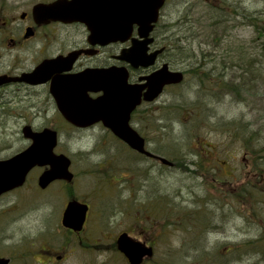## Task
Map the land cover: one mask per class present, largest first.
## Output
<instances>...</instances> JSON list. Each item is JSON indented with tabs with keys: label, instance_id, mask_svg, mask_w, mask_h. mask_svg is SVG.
I'll list each match as a JSON object with an SVG mask.
<instances>
[{
	"label": "rangeland",
	"instance_id": "1",
	"mask_svg": "<svg viewBox=\"0 0 264 264\" xmlns=\"http://www.w3.org/2000/svg\"><path fill=\"white\" fill-rule=\"evenodd\" d=\"M236 1L264 12V0ZM160 24L158 35L169 33L174 44L193 54L177 65L189 70L194 64L197 73L186 72L182 85L167 90L132 123L147 140L150 158L137 156L100 126L63 132L59 147L72 159L74 178L41 189L38 177L45 170L36 168L25 186L0 199V257L11 264H130L117 248L119 235L128 232L154 247L142 264H264V204L254 203L249 191L237 194L254 181L252 140L240 141L214 123L264 127V33L241 17L213 35L205 0H171ZM209 60L214 61L208 67L218 72L224 65L226 79L242 86L229 94L207 90L209 79L201 82L197 64ZM7 124L0 121V141L14 133V148L21 147L15 135L20 124ZM220 175L227 183L212 184ZM71 199L89 205L80 235L62 226ZM246 252L253 255L246 258ZM57 255L66 258L56 263Z\"/></svg>",
	"mask_w": 264,
	"mask_h": 264
},
{
	"label": "flooded vegetation",
	"instance_id": "2",
	"mask_svg": "<svg viewBox=\"0 0 264 264\" xmlns=\"http://www.w3.org/2000/svg\"><path fill=\"white\" fill-rule=\"evenodd\" d=\"M71 1L0 0V121L7 120V127L13 121H18L20 127L15 135L20 136L23 142L21 147L14 148L16 143L13 140L14 133L6 134L5 141H0V161L10 159L29 148L33 144L31 133H42L49 130V135L54 136L56 141L53 152L58 155L63 153L59 147L63 132H81L100 126L115 136L109 128L103 125L102 121L89 127H80L70 122L65 115V112H70L66 105L83 91L82 88H78V75L89 69L115 67L124 73L127 70L128 83L136 85L134 88H141L143 98L147 91V87H142V84L146 83V77L159 70L164 64H168L171 70H182L186 74L185 70L175 68L170 64L172 52H169L168 41L164 36L157 34V26L151 34L154 40L150 44L148 52L151 53L163 47L165 49L158 54L153 65L135 67L119 56L132 45L133 37L138 38V27H134L133 34L127 41L118 40L93 44L90 41V31L85 23L70 20L68 17L54 18L50 12V5L57 2L69 5ZM170 1H165L157 25L162 21L163 9L168 6ZM120 77H122L121 73L115 75L117 80ZM87 84L89 85L91 82L87 81ZM83 85L85 84L80 82V86ZM175 86H165L162 94L153 101H141L131 113V125L137 121L136 116L140 112L146 113L147 107L156 104L167 90ZM103 94V90L87 91V99L88 97L95 99ZM58 120L60 124L57 123ZM35 121L44 123L37 125ZM133 127L135 126L133 125ZM0 128L2 127L0 126ZM136 129L138 130V128ZM8 150L11 151L10 154L2 155ZM133 151L139 157L150 158L146 154ZM50 167V165L33 167L24 185L2 193L0 199L25 186L34 169L42 168L44 171ZM86 224L87 221L80 232L67 230L80 235ZM46 251L51 253L49 249ZM42 253L46 254L44 250ZM65 258L57 255L54 257V261L61 263ZM15 259L14 257V262ZM11 261L12 259H10V264ZM48 262L53 261L48 259Z\"/></svg>",
	"mask_w": 264,
	"mask_h": 264
},
{
	"label": "water",
	"instance_id": "3",
	"mask_svg": "<svg viewBox=\"0 0 264 264\" xmlns=\"http://www.w3.org/2000/svg\"><path fill=\"white\" fill-rule=\"evenodd\" d=\"M166 0H72L69 5L57 2L50 5L54 18L68 17L70 20L85 23L90 31V41L108 43L127 41L131 38L134 27H138V38H132V45L119 56L133 66H151L159 53L165 48L148 52L154 37L151 36L160 18V11ZM121 73L119 80L115 75ZM109 81L107 82V80ZM147 87L144 98L141 88L128 83V73L115 67L107 69H89L78 75L82 94L66 105L70 112H65L67 119L80 127H89L98 121L111 129L131 148L141 153L152 155L146 148V139L130 124L132 111L144 99L152 101L169 84H179L184 80L182 71H173L168 64L146 77ZM90 81L91 84H87ZM80 82L85 85L80 86ZM104 94L87 99V91H100ZM73 97V96H72ZM64 107V105H63ZM76 107V109H75ZM50 131L31 133L33 144L26 150L10 159L0 161V195L22 186L33 167L50 165L39 177V185L47 187L55 180L72 181L74 174L70 170L71 159L61 153L55 154L53 149L56 141ZM160 160L170 166L174 162L164 157ZM89 206L87 203L72 199L68 202L62 218L64 227L81 231L84 227ZM118 249L130 261V264H142L144 259L154 255L152 246L133 238L124 232L117 239ZM10 259L0 257V264H9Z\"/></svg>",
	"mask_w": 264,
	"mask_h": 264
},
{
	"label": "trees",
	"instance_id": "4",
	"mask_svg": "<svg viewBox=\"0 0 264 264\" xmlns=\"http://www.w3.org/2000/svg\"><path fill=\"white\" fill-rule=\"evenodd\" d=\"M208 6V16L210 28L213 35L217 34V30L229 23L230 21L240 19L241 17L250 21L252 25L255 26L256 31L260 34L264 33V12H251L246 9L239 1L236 0H205ZM160 23L157 25V31L160 28ZM166 33L164 38L168 41L167 48L171 54V62L170 64L175 68H181L177 64L183 63L185 64L186 59H192L193 54H189L186 46H182L181 44H174L173 36L168 35ZM162 35V34H160ZM168 35V36H167ZM194 36V35H193ZM201 56L209 59L211 57L210 54L201 53ZM212 59V58H210ZM204 62L205 66L201 62V66L198 63L197 68L201 70V82L206 83V79H209V87L206 86V89H219L221 92L227 90L226 94L230 92H235L242 86V83L233 79H226L228 73L225 72L224 65H219L220 69L217 71L216 67H208L212 61ZM217 62V61H215ZM195 63V62H194ZM191 67L187 68L189 70H185V72L191 71L196 68L194 64H189ZM184 70V69H183ZM197 73L196 70H192ZM214 77V79H210L209 77ZM208 77V78H207ZM237 81V82H236ZM182 85V84H181ZM179 86V85H178ZM250 90V89H248ZM218 124L221 128L232 132L233 135L239 137L240 141H245L248 139L249 142L252 140V149L250 150V158L252 163V174L254 181L251 184H244L237 189V194L239 196L249 193L252 196L254 203H263L264 204V188L261 187L264 184V138L261 136L264 127L260 126L261 129L254 128L253 123H246L245 125L241 122H237L235 120L224 121L217 120L214 122ZM178 163V161H176ZM180 163V162H179ZM177 165V164H176ZM212 184L215 185H224L227 183L226 179L220 176H215L212 178ZM232 194L231 192H229ZM236 202V201H235ZM237 203V202H236ZM240 203V202H239ZM254 209H256L255 204L253 205ZM262 208V207H261ZM264 208V207H263ZM248 243V242H247ZM255 251V250H254ZM259 251V250H258ZM260 251L264 254V249H260ZM246 258H249L250 252L244 253ZM264 258V257H263Z\"/></svg>",
	"mask_w": 264,
	"mask_h": 264
}]
</instances>
